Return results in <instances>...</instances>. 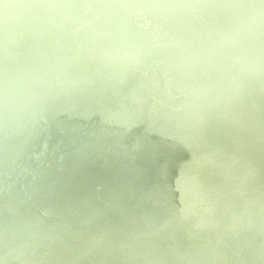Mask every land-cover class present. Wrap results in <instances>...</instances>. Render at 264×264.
I'll list each match as a JSON object with an SVG mask.
<instances>
[{
    "label": "bare ground",
    "instance_id": "1",
    "mask_svg": "<svg viewBox=\"0 0 264 264\" xmlns=\"http://www.w3.org/2000/svg\"><path fill=\"white\" fill-rule=\"evenodd\" d=\"M262 2L0 0V264H264Z\"/></svg>",
    "mask_w": 264,
    "mask_h": 264
},
{
    "label": "water",
    "instance_id": "2",
    "mask_svg": "<svg viewBox=\"0 0 264 264\" xmlns=\"http://www.w3.org/2000/svg\"><path fill=\"white\" fill-rule=\"evenodd\" d=\"M262 3H263V5H264V0H263ZM221 123H223L225 126H227V122H226L225 120H221ZM163 162H164V164H166V165L169 164V161H168V159H166V158L163 160ZM230 213H231L232 215H235L233 212H230Z\"/></svg>",
    "mask_w": 264,
    "mask_h": 264
}]
</instances>
